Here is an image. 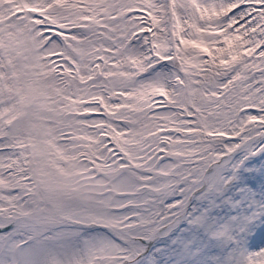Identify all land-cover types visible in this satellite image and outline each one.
Masks as SVG:
<instances>
[{"label": "snow or ice", "instance_id": "6c2138e0", "mask_svg": "<svg viewBox=\"0 0 264 264\" xmlns=\"http://www.w3.org/2000/svg\"><path fill=\"white\" fill-rule=\"evenodd\" d=\"M0 264H264V0H0Z\"/></svg>", "mask_w": 264, "mask_h": 264}]
</instances>
